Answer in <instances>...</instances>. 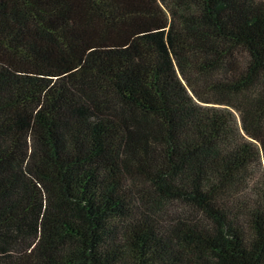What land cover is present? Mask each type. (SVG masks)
Returning a JSON list of instances; mask_svg holds the SVG:
<instances>
[{
	"label": "trees",
	"instance_id": "obj_1",
	"mask_svg": "<svg viewBox=\"0 0 264 264\" xmlns=\"http://www.w3.org/2000/svg\"><path fill=\"white\" fill-rule=\"evenodd\" d=\"M0 264H264V0H0Z\"/></svg>",
	"mask_w": 264,
	"mask_h": 264
}]
</instances>
